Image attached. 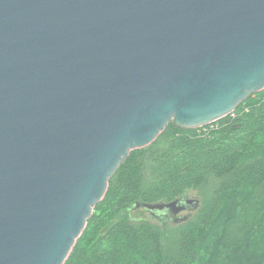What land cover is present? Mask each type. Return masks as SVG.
Returning <instances> with one entry per match:
<instances>
[{"label":"water","instance_id":"water-1","mask_svg":"<svg viewBox=\"0 0 264 264\" xmlns=\"http://www.w3.org/2000/svg\"><path fill=\"white\" fill-rule=\"evenodd\" d=\"M263 91L264 0H0V264H65L133 151Z\"/></svg>","mask_w":264,"mask_h":264},{"label":"trees","instance_id":"trees-1","mask_svg":"<svg viewBox=\"0 0 264 264\" xmlns=\"http://www.w3.org/2000/svg\"><path fill=\"white\" fill-rule=\"evenodd\" d=\"M204 199L174 228L137 204ZM65 264H264V91L207 128L169 124L112 177Z\"/></svg>","mask_w":264,"mask_h":264},{"label":"rangeland","instance_id":"rangeland-1","mask_svg":"<svg viewBox=\"0 0 264 264\" xmlns=\"http://www.w3.org/2000/svg\"><path fill=\"white\" fill-rule=\"evenodd\" d=\"M207 128V127H206ZM188 197L189 199H194V200H200L201 202L204 199V191L203 190H196V191H190L188 192ZM132 216L134 218L138 219H145L149 220L155 224L162 225L161 223L164 222L168 225L170 228H174L176 226H179L178 224L174 223L173 220L170 217H159L160 214H156L157 216L151 215L149 212L144 211L143 209H137L132 211ZM189 212H184L181 214V216L188 215Z\"/></svg>","mask_w":264,"mask_h":264},{"label":"flooded vegetation","instance_id":"flooded-vegetation-1","mask_svg":"<svg viewBox=\"0 0 264 264\" xmlns=\"http://www.w3.org/2000/svg\"><path fill=\"white\" fill-rule=\"evenodd\" d=\"M166 216H168V215H166Z\"/></svg>","mask_w":264,"mask_h":264}]
</instances>
